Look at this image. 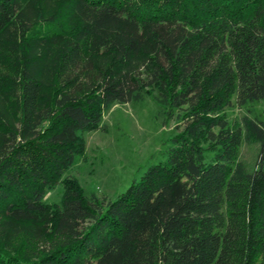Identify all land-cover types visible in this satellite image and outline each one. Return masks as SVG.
<instances>
[{
    "label": "trees",
    "instance_id": "trees-1",
    "mask_svg": "<svg viewBox=\"0 0 264 264\" xmlns=\"http://www.w3.org/2000/svg\"><path fill=\"white\" fill-rule=\"evenodd\" d=\"M151 92L166 159L86 197L83 136ZM260 101L264 0H0V264H264V129L224 116Z\"/></svg>",
    "mask_w": 264,
    "mask_h": 264
},
{
    "label": "rangeland",
    "instance_id": "rangeland-1",
    "mask_svg": "<svg viewBox=\"0 0 264 264\" xmlns=\"http://www.w3.org/2000/svg\"><path fill=\"white\" fill-rule=\"evenodd\" d=\"M156 92L144 95L139 103L113 105L102 117L100 129L85 133L84 157L66 175L75 178L86 197L113 202L116 196L138 182L152 166L162 163L176 134L178 112L168 120L165 110L154 101ZM226 121L240 123L242 117L261 123L264 129V101L224 111ZM239 159L252 170L257 165L259 145L243 143ZM264 164V160H263ZM62 186L48 191L44 201L58 205Z\"/></svg>",
    "mask_w": 264,
    "mask_h": 264
}]
</instances>
